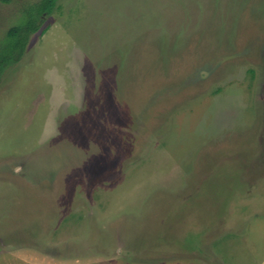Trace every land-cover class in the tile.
<instances>
[{
  "label": "rangeland",
  "instance_id": "1",
  "mask_svg": "<svg viewBox=\"0 0 264 264\" xmlns=\"http://www.w3.org/2000/svg\"><path fill=\"white\" fill-rule=\"evenodd\" d=\"M42 0H0L9 29ZM0 264H264V0H58L0 82Z\"/></svg>",
  "mask_w": 264,
  "mask_h": 264
},
{
  "label": "trees",
  "instance_id": "2",
  "mask_svg": "<svg viewBox=\"0 0 264 264\" xmlns=\"http://www.w3.org/2000/svg\"><path fill=\"white\" fill-rule=\"evenodd\" d=\"M58 0H42L34 5L26 20L11 27L6 35L8 48L0 55V82L4 70L11 64L19 62L26 50L31 34L37 32L41 25V17L51 13Z\"/></svg>",
  "mask_w": 264,
  "mask_h": 264
}]
</instances>
